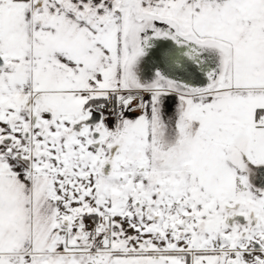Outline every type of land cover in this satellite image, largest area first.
Wrapping results in <instances>:
<instances>
[{"label": "snow or ice", "instance_id": "obj_1", "mask_svg": "<svg viewBox=\"0 0 264 264\" xmlns=\"http://www.w3.org/2000/svg\"><path fill=\"white\" fill-rule=\"evenodd\" d=\"M0 264H264V0H0Z\"/></svg>", "mask_w": 264, "mask_h": 264}]
</instances>
